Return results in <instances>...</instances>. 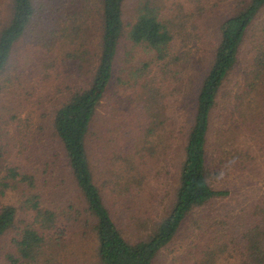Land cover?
Instances as JSON below:
<instances>
[{"label": "rangeland", "instance_id": "rangeland-1", "mask_svg": "<svg viewBox=\"0 0 264 264\" xmlns=\"http://www.w3.org/2000/svg\"><path fill=\"white\" fill-rule=\"evenodd\" d=\"M144 1L157 3L172 32L169 69L155 60L153 52L127 39ZM244 1L123 3V32L111 82L91 123L86 147L103 203L130 243L146 238L172 206L195 90L212 61L220 25ZM34 5L32 24L14 45L8 69L0 77V155L5 167L30 176L36 189L14 180L0 194V208L16 210L13 228L0 239V264H9L11 239L33 217L29 208L33 195H38L40 207L55 212L60 230L51 231L50 244L35 264H101L96 239L85 224L83 198L52 127L55 111L70 93L86 88L93 75L100 50L101 3L34 0ZM11 10L12 0H0V30L10 20ZM263 28L264 9L244 37L210 117L208 181L225 195L195 209L152 264H264V85L261 89L258 82L259 91L245 97H251L255 106L258 103V121L250 119L252 109L242 110L247 114L244 119L236 110L237 93L244 91L255 47H264ZM143 65L149 67L141 71ZM145 84L159 89L162 98L159 114L164 117L158 116L156 128L150 120L145 124L146 114L140 112L145 111L140 100ZM252 238L257 239L256 249L263 251L257 263Z\"/></svg>", "mask_w": 264, "mask_h": 264}, {"label": "trees", "instance_id": "trees-1", "mask_svg": "<svg viewBox=\"0 0 264 264\" xmlns=\"http://www.w3.org/2000/svg\"><path fill=\"white\" fill-rule=\"evenodd\" d=\"M124 1L100 0V50L93 75L86 88L70 93L68 99L55 111L52 127L62 145L70 175L83 198L87 213L85 224L96 239V256L99 262L101 264H152L157 255L172 242L186 218L195 209L225 195L214 190L208 181L206 145L210 117L219 92L237 63L238 51L245 35L264 9V0L244 1L237 13L220 25V39L214 48L212 61L199 80L192 100L193 117L185 138L174 201L169 212L155 223L148 236L134 243L128 242L123 237L105 207L101 193L94 183L86 147L91 123L111 82L113 65L123 32ZM140 8L142 13L131 26L127 39L153 52L155 60L164 62L169 69L167 59L173 42L172 32L160 17L156 2L144 1ZM35 15L34 0H12L10 20L0 30V77L8 69L14 45L28 30ZM255 49H257L256 54L251 62L252 69L249 78L246 79L244 91L237 93L238 106L236 107L241 119L247 117V114L242 112L243 109L248 111L252 109L250 115L252 121L259 120L258 103L255 106L251 97H245L251 91H259L258 82L261 89L264 85V47L259 44ZM171 58L174 62L178 61L175 56L171 55ZM148 67L149 65H143L141 71ZM162 70L164 71L165 67ZM140 98L141 105L145 108L144 112H140L143 115L146 114L144 123L149 124L150 120L151 126L156 128L157 124L154 122L158 116L164 117L159 114L162 106L159 89L153 90L145 84ZM145 124L141 126L145 127ZM149 128L146 131L150 132ZM14 180L36 189L30 176L18 173L15 167H5L0 155V194L3 195L4 191L12 186L9 181ZM32 198L29 208L33 211V217L11 239L13 252L6 256L9 264L37 263L50 244L48 240L53 236L51 231L60 233L55 212L40 207L38 195H33ZM15 218L14 207L0 208V239L13 228ZM252 239L255 250L252 257L257 263L256 260L262 259L257 257L263 251L256 249L257 239Z\"/></svg>", "mask_w": 264, "mask_h": 264}]
</instances>
